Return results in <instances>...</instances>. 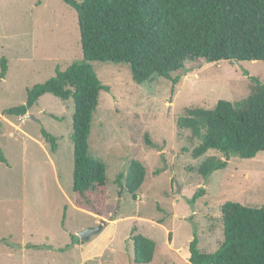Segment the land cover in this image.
I'll return each mask as SVG.
<instances>
[{
	"label": "rangeland",
	"instance_id": "1",
	"mask_svg": "<svg viewBox=\"0 0 264 264\" xmlns=\"http://www.w3.org/2000/svg\"><path fill=\"white\" fill-rule=\"evenodd\" d=\"M35 1L0 0V60L8 66L0 80V264H134L133 229L156 243L150 264H189L194 234L200 251H216L225 202L264 207V152L232 156L225 169L203 179L195 169L221 155L193 159L200 141L176 123L186 108L213 109L219 100L240 107L250 93L249 76L264 84V62H190L186 73L172 74L180 77L175 86L160 77L137 84L125 64L90 63L110 89L100 93L88 137L90 156L103 162L108 178L98 217L72 203L73 101L46 94L27 112L34 119L6 113L56 68L83 60L76 12L62 0ZM42 130L58 139L54 153ZM146 137L157 147L147 146ZM133 160L146 169L135 195L116 182ZM98 227L81 242L80 232Z\"/></svg>",
	"mask_w": 264,
	"mask_h": 264
},
{
	"label": "trees",
	"instance_id": "2",
	"mask_svg": "<svg viewBox=\"0 0 264 264\" xmlns=\"http://www.w3.org/2000/svg\"><path fill=\"white\" fill-rule=\"evenodd\" d=\"M43 0H36V6ZM77 15L83 60L27 90L23 105L7 110L23 117L46 95L73 101L70 141L73 145L72 203L78 210L102 216L108 190L106 168L90 156L88 137L102 84L90 63L125 64L132 80L142 84L155 77L175 86L186 73V64L264 62V0H62ZM7 60H0V80L6 77ZM250 93L240 107L219 100L213 109L186 108L177 120L179 130H188L200 142L191 151L199 159L209 156L195 169L203 179L225 169L232 156L254 158L264 152V84L249 76ZM54 153L57 138L41 132ZM147 146L156 148L147 137ZM0 161L5 162L0 152ZM124 179L125 186H122ZM146 179V169L131 161L116 182L135 195ZM199 190L193 199L203 195ZM223 241L214 252L198 249L197 237L188 246L189 264H264V207L251 208L228 201L221 206ZM130 236L134 264H150L156 243L141 234ZM71 243L78 244L71 235Z\"/></svg>",
	"mask_w": 264,
	"mask_h": 264
},
{
	"label": "water",
	"instance_id": "3",
	"mask_svg": "<svg viewBox=\"0 0 264 264\" xmlns=\"http://www.w3.org/2000/svg\"><path fill=\"white\" fill-rule=\"evenodd\" d=\"M24 117H29L31 119H34L33 117L29 116V115H25ZM102 224H106V222H102ZM101 230V227H98L96 229H91V230H87V231H84V232H80L78 234V236L80 237L81 239V242L84 243L85 241L88 240L89 236L94 234V233H97Z\"/></svg>",
	"mask_w": 264,
	"mask_h": 264
},
{
	"label": "crops",
	"instance_id": "4",
	"mask_svg": "<svg viewBox=\"0 0 264 264\" xmlns=\"http://www.w3.org/2000/svg\"><path fill=\"white\" fill-rule=\"evenodd\" d=\"M113 222H115V221H113Z\"/></svg>",
	"mask_w": 264,
	"mask_h": 264
}]
</instances>
